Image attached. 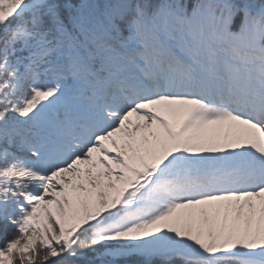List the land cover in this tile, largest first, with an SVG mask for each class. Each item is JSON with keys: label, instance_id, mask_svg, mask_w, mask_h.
<instances>
[{"label": "snow or ice", "instance_id": "1", "mask_svg": "<svg viewBox=\"0 0 264 264\" xmlns=\"http://www.w3.org/2000/svg\"><path fill=\"white\" fill-rule=\"evenodd\" d=\"M0 264H264V0H0Z\"/></svg>", "mask_w": 264, "mask_h": 264}]
</instances>
